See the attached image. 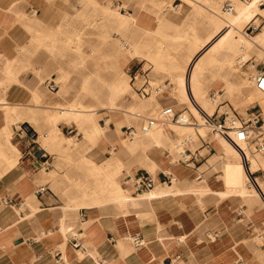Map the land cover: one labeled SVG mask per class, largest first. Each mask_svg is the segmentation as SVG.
Returning <instances> with one entry per match:
<instances>
[{"label":"crops","instance_id":"0c3cea01","mask_svg":"<svg viewBox=\"0 0 264 264\" xmlns=\"http://www.w3.org/2000/svg\"><path fill=\"white\" fill-rule=\"evenodd\" d=\"M52 7L58 9L54 15ZM130 13H137L135 25L144 31L157 25L158 15L144 9ZM62 19L61 6L52 0H0V264H262L264 197L233 191L221 178L226 171L224 164L245 172L251 160L246 161L245 169L240 164L246 159H233L230 148L214 137L200 136V146L192 151L201 157L190 163L182 159L175 162L168 158L170 154L161 160L140 157L139 163L157 180L149 193L132 191L130 183L138 174L150 172L147 169H137L122 179L120 184L131 199L81 205L71 189L63 190L85 181L77 177L85 173L75 171L74 164L63 162V154L50 153L40 142V130H48L47 141L62 145L60 151L66 152L71 149L62 136L68 129L76 130L73 123L60 120L53 138L52 105L66 103L62 96L53 95L59 91L57 74L66 64L59 45L54 49L53 43V39L67 38L58 32L59 25L65 23ZM135 64L129 63L126 72L132 91L140 96L132 73L142 66L152 81L153 67ZM52 81L55 90L49 88ZM166 100L161 99V109L170 107L180 113ZM136 115L139 123L123 125L120 131L125 129L128 135L129 126L139 129L145 115ZM7 126L13 129L9 138L4 131ZM120 131L92 144L86 153L93 154L86 160L103 164L108 157L105 154L112 150L125 167V155L138 145L170 147L169 142L146 145L147 138L138 140L135 147L129 142L122 144ZM112 139L121 143L118 151ZM80 146L85 152V144ZM11 158L17 160L11 163ZM61 163L68 168L65 174ZM248 176V186L254 188L256 180L263 182L264 168L259 166ZM42 185L47 191L38 194ZM8 199L21 204H10ZM256 229L260 230V243L252 238ZM134 237L140 238V245L134 243Z\"/></svg>","mask_w":264,"mask_h":264},{"label":"rangeland","instance_id":"374dc122","mask_svg":"<svg viewBox=\"0 0 264 264\" xmlns=\"http://www.w3.org/2000/svg\"><path fill=\"white\" fill-rule=\"evenodd\" d=\"M52 1L53 3H57L61 6V14L65 17V19H62V21H65V23L59 25L58 32H64L65 37H67L66 39H53L54 49L57 47V45H59L58 47L61 59L63 61H66V64L63 66V70H61L56 77V81L59 82V91L57 92V94L53 95L62 96L63 100H65L66 103L81 99L89 104H93V109L97 110L95 112L97 113V123L99 126L103 127V130L101 136H99L98 138H96L95 136H86L81 127V124L73 119L68 120L67 117L60 114L56 107H59L62 104L55 103L52 105L54 107V111L51 115L53 135L55 133L56 122L58 123V121L63 120V122H67L69 125L73 123V125L76 127V130H74L73 132H69V130L71 129H68L65 131L64 135L65 137L68 136L67 138H72L71 145L65 143L67 148L71 150L66 152H63L62 150L60 151L62 145H53L52 143L47 141L51 134L48 130H40V142L42 147L46 148L50 153H56L58 154V156H62L63 154V162H65L67 165L74 164V166L76 167V169H74L75 171L84 172L85 174L83 175L78 174L77 177H79V179L82 178L84 180H87V178H93L90 173L95 166H93L86 160L87 155L93 154V152L86 153L89 147H92V144H95L99 139L103 137L112 138L111 134L120 131V128L123 125H137L140 119L138 120V116L135 115L136 113L145 115L143 123L146 119H148V117H155L156 113H159V110H161L162 106L164 105L163 103H161V99H167L166 101L171 107H173L174 111L180 113L186 111L189 118L188 120L193 129L185 128L180 133H178L176 130L167 131L165 135L174 138L173 142L169 143L170 147L168 148H156L153 145L137 146L138 140H141L142 138H147L150 140L151 137L144 136L143 134H136L131 137L124 133L125 129H121L118 137L121 140L127 139L133 147H137H135L125 155L127 166L122 168L117 177L120 183L122 182V179L125 175L133 174L137 169L148 170L145 165H141V163H139L140 157L156 156V158L161 160L165 159L167 157V154H170V157L168 158L172 157L176 162L178 159L182 158L180 152L183 151V149H180V147L185 146L184 149L189 148L191 150H194L200 146V135L203 138L213 140L215 133L213 134V132L211 131V126L203 125V123L210 124L211 122H214L215 120L213 121V118L218 113L227 110L230 114L239 113L240 115H245L246 112L254 106L256 108L258 106H261L264 109V106H262L260 103V101L264 100V93H257L259 92V90L254 87L250 77V74L255 71V68L251 66L252 62L255 64L260 63L258 68H262V65L264 63V46H262L259 53L252 52L244 56L242 63H240L238 65V68L234 71V73L241 76L237 77L238 80H235V76L233 74H230L228 76V79L232 82H241L243 81V79L246 82L244 84L240 83V85H238V89L232 91V94H228V91L224 87V82L217 81L213 85H210L207 90L208 102H206L205 107L200 110L196 109V104L193 102V98L190 99L187 88H184L183 96L182 94L174 95L171 93L174 88V83L172 82L171 76L169 75V71L164 68L158 67L153 56L142 54L141 56H128L127 59L119 57L118 68L112 66L116 58H118L120 51L126 50L123 47L124 42H135L144 52H149L157 50L158 46L161 45V40H164L166 44L172 45L174 47L179 45V48L182 51V56L190 57L188 64L199 65L200 63L196 61V58L192 57L191 49L195 48L194 39L197 36L207 37L211 33V26L209 25V15H211L212 9H214L212 0H195V6L203 10L201 12L194 11V3L190 2L189 0ZM226 1H231L234 3V0H220V14H236V9L232 12L223 11L222 7ZM239 1L245 5L255 4L259 6L260 0ZM104 4L112 5L122 16H131L135 14L137 17V13L133 14L130 12H132V10L140 9H144L145 11H148L156 16L158 15L157 25L156 27L152 28L153 30H155L156 28L157 33H152L151 29L149 30L147 28H144V31L137 27L135 25L136 18L134 21L127 22H122L121 18L116 17L115 15H108L107 18V15H105L103 9ZM53 7L51 13L54 15L58 11V9ZM259 7L264 9V5ZM128 11L130 12L127 13ZM181 22H183L182 24L185 26L188 34L190 35L180 37L181 35L178 33V28L181 25ZM250 22H254L255 25H259L258 29H255L253 31H251V29L247 30ZM237 26L239 27V32L243 37L252 38L256 34L263 31L262 28L264 27V13L259 11V13L253 15L252 17L244 18L240 21V23H238ZM132 62L136 64H146V67L151 64L153 67L154 75L152 81L154 83H162L165 85L163 87V89L165 90L164 94L162 93V95L160 94V96L153 94L149 97H140L134 91H132L130 85L131 78L130 75L126 72L127 65ZM168 82L170 85L167 84ZM120 83L124 85V91L122 92L121 89H119ZM243 88L244 90H241ZM215 92L219 93V97L213 96ZM151 98L154 100H158L161 104L156 112H154L153 108H144V106H147V103ZM102 100H111L114 103L112 106L114 107V109L104 107L107 105H104ZM131 103H134L136 105L130 106ZM139 105L143 107H140ZM213 105H215V108ZM131 112H134V114H131ZM204 119H206L205 122ZM171 122L175 123L174 121ZM159 123L160 122H157L156 125H158ZM198 128L202 129L200 130ZM45 134H47V136ZM177 138L180 139V142L179 140H177ZM110 142L112 145L117 144V149L115 151H118L121 147V143L116 142L114 139L110 140ZM83 143L86 147L85 152H82L80 148V144L83 145ZM152 143L154 142L149 143L148 141L146 145ZM250 150L253 153L252 156L243 157L241 155L235 154L232 150L231 156L233 159H246L245 162L240 164L243 165L245 169L247 163L246 161L251 160V167L247 168L245 172L239 170L242 178L246 179L244 181L245 183L243 182L245 195H248V197H264V176H262L263 182L254 180V188L250 189L248 186V174L259 168V166L253 165V155L256 154L257 157V154H263L255 150L254 148ZM221 152H223V150L219 145L218 153ZM95 153L98 154V152ZM98 155L101 159L104 158L102 154ZM105 155L110 157L116 154H114V152L111 150L110 153L108 151ZM84 160L90 167H88ZM121 161L123 162L122 159ZM61 164L62 167L60 166V168L62 170V173H67L68 168L65 167L66 164ZM224 167L226 171L221 176L223 182L227 177L226 175L229 174L228 168L229 170L233 169L232 166H228V163L224 164ZM208 174H206L205 177H207ZM66 175H64L63 178H65ZM98 177L104 178V171H99ZM79 185L80 182L70 184L69 187H66L63 190L71 189L72 193L74 194L73 196H77L79 197L78 199L82 200L83 196L79 191ZM131 189L132 191H134L133 187H131ZM112 199L113 198H111V201L115 200ZM109 201L110 199L108 201H105V204H108ZM259 232L260 230L256 229V233L252 236V238H254L258 243H260V239L258 237ZM260 258L262 264H264V251L263 254H260Z\"/></svg>","mask_w":264,"mask_h":264},{"label":"bare ground","instance_id":"6f19581e","mask_svg":"<svg viewBox=\"0 0 264 264\" xmlns=\"http://www.w3.org/2000/svg\"><path fill=\"white\" fill-rule=\"evenodd\" d=\"M189 1L194 3V11H203L195 6V0ZM219 1L220 0H212L214 9H212V13L211 15H209V25L211 26V33L207 37L197 36L194 39L195 48L191 49V55L193 58H196V61L200 63L199 65H189L188 61L190 57L182 56V51L179 48V45L174 47L172 45L166 44L164 40H161V45L158 46L157 50L149 52H144L135 42L123 41V47L126 50L120 51L118 58H116L112 66L118 68L119 57L127 59L128 56H141L142 54L153 56L158 67L164 68L169 71V75L171 76L172 82L174 83V88L171 93L174 95L182 94L183 96L184 88H187L190 99L193 98V102L196 104V109L199 110L203 109L206 102H208L207 90L209 86L213 85L217 81L224 82V87L228 91V94H232V91L238 89V85H240V83L244 84L246 81L243 79V81L241 82H232L228 79V76L230 74H233L235 76V80H238L237 77L241 76L234 73V71L238 68V65L242 63L244 56L252 52L259 53L262 46H264V27L262 28L263 31L261 33L256 34L252 38H245L242 36V34H240L239 27L237 25L242 19L252 17L253 15L259 13V11L264 13V9L255 4L245 5L242 4L239 0H234L235 4L230 1L233 5V9L231 11H225L223 8L224 5L222 8L224 12H232L236 9L237 13H226L222 15L220 14L221 7ZM103 9L105 15H107V18L108 15H115L116 17L121 18L122 22L134 21L136 18L135 14L131 16L120 15L119 12L110 4H104ZM182 23L183 22H181V25L178 28V33L181 35L180 37L190 35L188 34V31ZM151 30L152 33H157L156 30ZM119 89H121V92L124 91V85H122V83L119 84ZM241 90H244V88ZM257 93L260 94L263 92L259 91ZM213 96L219 97V93L215 92ZM102 102L104 103V105H107L104 107L114 109V107H112L114 103L111 100H102ZM260 103L262 106H264V100L260 101ZM132 105L135 106L136 104L131 103L130 106ZM160 105L161 104L158 100H154L151 98L149 99L147 106H144V108H153L154 112H156ZM93 106V104H89L81 99H77L73 102H63L61 106L56 108L58 109L60 114L67 117L68 120L73 119L79 122L86 136H95L96 138H98L102 134L103 127L99 126L97 123V113H95L97 110L93 109ZM213 106L215 108V105ZM10 110H12L11 113H15V110L13 108H11ZM161 110H159V112ZM11 113L9 114L7 112V115H11ZM131 114H134V112H131ZM182 115L185 117V119L187 118V122H185L184 124L176 122L173 123L169 119L165 118L160 120V123L158 125H156V123L153 128L143 134H145L147 137H151L150 140L148 139L149 143L154 142L158 146H162L166 144V142L171 143L173 142L174 138L166 136L165 133L167 131L176 130L178 133H180L185 128L193 129L188 120L189 118L187 112H182ZM158 116L159 113H156L155 117ZM17 119L18 118H16V120ZM205 121L206 119H204V122ZM11 124L12 123H10V125ZM203 125L207 124L203 123ZM4 128L6 137L9 138L12 134L13 129L11 130V127L9 128L8 126ZM58 130L59 129L55 127L53 138L56 137ZM62 137L68 145H71V137ZM178 138L177 140H179L180 142V139ZM214 138L218 140L219 144L229 147L237 155L247 157L252 156L253 154L250 150L252 149L251 146H249L247 142L238 140L235 132L233 134L230 132L219 131L214 134ZM127 143L128 141L126 139H122V144ZM184 148L185 146L180 147V149L183 150ZM257 155V157L256 154L253 155V165L262 166L264 168V155ZM16 160L17 158H11V163ZM91 164L95 165L90 173L93 178H89L85 181L80 182L79 191L82 194L83 199L79 201V204L99 205L105 203V201H108L111 198L115 200H124L126 198L131 199V197L127 194V189L122 187L117 178L118 173L124 166L121 158H119L117 155H114L111 157H107L106 161L103 164H97L96 162H91ZM99 171H104V178L98 177ZM228 172L229 174L226 175L227 177L224 180V184H226L228 187H231L233 191L245 193L243 182L246 179L242 178L239 170L236 168L229 170L228 168ZM147 192L149 193V191H145L143 193Z\"/></svg>","mask_w":264,"mask_h":264},{"label":"built area","instance_id":"2783aa9c","mask_svg":"<svg viewBox=\"0 0 264 264\" xmlns=\"http://www.w3.org/2000/svg\"><path fill=\"white\" fill-rule=\"evenodd\" d=\"M264 5V0L259 1V6ZM225 11H231L233 9V5L230 1H226L224 4ZM259 25H255L254 22H250L247 30L251 29V31L258 29ZM260 63H251V66L255 68V71L250 74L253 85L256 89L264 93V63L262 68H258ZM134 81H138L136 91L142 97H147L151 95H160L165 92L163 87L165 86L162 83H154L148 77V71L143 70L142 66L139 69L135 70L133 73ZM49 88L51 90H55V83L52 81L49 83ZM169 119L176 123L184 124L187 122V118L182 115V113L173 112L172 108L167 107L163 108L159 112L158 117L148 118L139 129H136L133 126H129L127 128V134L129 136H134L138 132L145 133L148 132L153 126L160 122L162 119ZM215 120V121H214ZM213 123L208 124L211 126V131L216 132L219 129H225L235 132L238 140L247 142L249 146L254 148L255 150L264 154V109L261 106L257 108L254 106L249 109L245 115H240L239 113L230 114L229 111H222L218 113L213 118ZM24 130L28 131L27 126L22 127ZM201 136V135H200ZM202 137V136H201ZM203 138V137H202ZM182 161L186 163L193 162L201 157V155L197 152H193L191 149L186 148L180 152ZM41 155H44L43 153ZM168 181H171L172 178L167 177ZM131 185L134 190L138 193H143L145 191H150L157 183L155 176L150 172H142L131 179ZM47 191V187L42 185L38 188L37 193L42 194ZM10 204H16L18 202L8 199L7 201ZM21 204V203H18ZM264 237V234L262 235ZM134 243L136 245L141 244L140 238L134 237ZM264 249V242H263Z\"/></svg>","mask_w":264,"mask_h":264}]
</instances>
